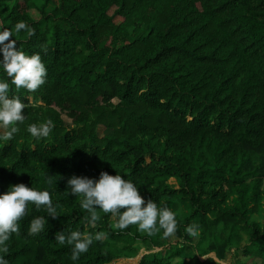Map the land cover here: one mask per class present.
<instances>
[{
  "label": "trees",
  "instance_id": "1",
  "mask_svg": "<svg viewBox=\"0 0 264 264\" xmlns=\"http://www.w3.org/2000/svg\"><path fill=\"white\" fill-rule=\"evenodd\" d=\"M53 3L0 0V30L29 24L34 34L13 38L48 69L34 93L10 85L26 119L12 140H0V193L20 183L48 190L61 215L29 236L31 219L46 215L29 204L7 242L9 264H111L146 245L154 252L140 264H217L200 260L211 254L264 264V0ZM48 120L47 138L26 131ZM100 128L112 134L101 137ZM102 171L173 210L177 233L121 232L99 209L90 227L67 179ZM190 224L197 237L184 231ZM76 230L105 238L73 262L55 236Z\"/></svg>",
  "mask_w": 264,
  "mask_h": 264
},
{
  "label": "clouds",
  "instance_id": "2",
  "mask_svg": "<svg viewBox=\"0 0 264 264\" xmlns=\"http://www.w3.org/2000/svg\"><path fill=\"white\" fill-rule=\"evenodd\" d=\"M34 34L30 25L18 21L12 30H0V140H12L19 131L26 116L27 104L19 96L12 95L13 88L34 93L46 83L48 69L39 53L27 54L17 47L14 33ZM53 122L33 123L26 127L31 137L47 138L53 130ZM49 176L48 183H51ZM66 193L81 197L80 207L86 211L84 219L90 227H95L100 220L97 209L116 218L112 227L123 232L135 225L137 231L153 237L162 231L164 238L174 236L178 230L176 213L168 207L158 206L153 199H145L140 189L131 181L116 173L102 171L99 178L73 175L67 179ZM29 204L36 211L46 215L36 216L28 225V235L38 236L45 232L49 218L55 220L60 215L59 204H54L48 190H36L24 183L11 185L9 190L0 193V264H9L8 241L13 234L19 233V221L26 215ZM184 231L190 237H197L199 225L190 224ZM105 233L97 231L94 235L84 236L81 231L58 232L55 242L70 249L71 260L77 262L82 254L89 251L95 241H103Z\"/></svg>",
  "mask_w": 264,
  "mask_h": 264
},
{
  "label": "rangeland",
  "instance_id": "3",
  "mask_svg": "<svg viewBox=\"0 0 264 264\" xmlns=\"http://www.w3.org/2000/svg\"><path fill=\"white\" fill-rule=\"evenodd\" d=\"M58 3H59V0H54V3H53V5L50 7L51 9L52 8H54V6L55 5H58ZM35 16H38L36 13L34 14ZM31 101H32V98H31ZM107 134H112V131H107V130H104V129H102V128H100L99 129V135L101 136V137H103V136H105V135H107ZM150 161V160H149ZM169 184L171 185V186H174V187H176L177 188V183H176V181L175 180H171L170 182H169ZM146 247L147 248H143L141 251H140V253L137 255V256H135V257H132V258H123V259H119V260H116V261H114L113 263H111V264H140V262L142 261V259H143V257L144 256H146V255H148V254H151L152 252H154V250L153 251H149L148 249V245H146ZM158 250L156 249L155 250V252H157ZM196 255H198L197 254V252L195 253V254H193L192 255V257L193 256H196ZM186 258H188L187 256H185ZM191 257V256H190ZM200 257V256H199ZM200 260L202 261V262H206L207 260H209V261H213V262H215V263H217V264H228V263H222V262H220V261H218L217 260V258H216V256L214 255V254H211V255H208V256H205V257H200Z\"/></svg>",
  "mask_w": 264,
  "mask_h": 264
}]
</instances>
